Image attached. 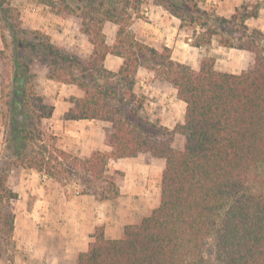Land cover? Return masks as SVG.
Here are the masks:
<instances>
[{
  "label": "trees",
  "instance_id": "trees-1",
  "mask_svg": "<svg viewBox=\"0 0 264 264\" xmlns=\"http://www.w3.org/2000/svg\"><path fill=\"white\" fill-rule=\"evenodd\" d=\"M148 1L176 18L180 30L191 28L193 47H208L216 40L223 48L247 52V68L238 74L216 71L209 57L196 71L174 60L171 49L157 50L137 40L127 24ZM38 2L58 16L79 18L80 32L92 49L84 59L47 34L24 29L10 0H0L1 29L8 37L6 42L1 36L0 55L10 51L0 146V224L6 226L7 238L13 232L12 203L18 198L7 186L14 168L59 182V174L78 167L100 180L109 160L147 153L164 160L159 205L137 224L124 226L120 239H107L102 228H95L77 264H264V189L251 184L254 175L261 179L259 186L264 185V33L244 24L255 15L238 17L236 11L227 19L207 0ZM107 22L118 27L112 45L102 32ZM108 55L123 60L117 72L104 67ZM36 62L46 68L47 79L74 85L84 94L68 99L71 106L64 120L110 124V152L79 158L57 148L55 137L40 128L54 107L35 92L31 67ZM140 68L176 91L185 105L183 123L173 129L148 125L129 107ZM175 135L183 137V149L173 148ZM115 174L123 178L121 172ZM85 183L82 194L99 200L119 194L112 182V195L97 194L87 178Z\"/></svg>",
  "mask_w": 264,
  "mask_h": 264
},
{
  "label": "crops",
  "instance_id": "crops-1",
  "mask_svg": "<svg viewBox=\"0 0 264 264\" xmlns=\"http://www.w3.org/2000/svg\"><path fill=\"white\" fill-rule=\"evenodd\" d=\"M252 7H256V13L252 14L255 16L247 18L245 25L249 30L256 29L264 33V0H220L216 12L227 18L236 9ZM157 8L163 12L162 17L158 15L157 21L147 24L152 29L151 33L155 34L150 38L154 42L151 47L157 50L163 47L171 49V39L178 32L179 21L161 7ZM39 22L38 26L29 23V28L41 30L52 37L53 43L70 50V44L65 42L70 40V36H66L67 40L56 36V30L61 28L64 34H69L67 20L48 15L40 17ZM79 27L78 23L76 30L80 39L91 46ZM116 31L117 26L112 23L103 25L102 32L108 45L113 44ZM239 52L248 54L245 51ZM122 62L121 58L108 55L104 67L108 71L117 72ZM32 67L39 69L36 91L54 107L51 117L41 120L39 125L46 134L55 137L56 147L82 159L89 158L94 151L110 152L105 130L111 133L109 123L63 119L64 113L71 106L68 99L82 98L83 92L74 85L59 84L47 79L46 68L38 63ZM3 68L4 63L0 60V73ZM152 74L140 68L136 79L145 81ZM2 111L0 102V146L4 133ZM145 154L108 161L107 166L111 164L110 168L121 170L123 174L122 185L118 186L119 194L110 201L99 200L93 195L76 194L74 188L71 189L48 176L43 177V174L34 170L14 168L7 180V186L18 196L12 203V242H15V246L23 254L14 257L10 264H77L78 254L86 251L92 241L91 234L98 226L102 228L105 238L120 239L124 226L137 224L159 205L160 175L164 160ZM140 162L142 164L139 165ZM122 165H130L132 168L123 169Z\"/></svg>",
  "mask_w": 264,
  "mask_h": 264
},
{
  "label": "rangeland",
  "instance_id": "rangeland-1",
  "mask_svg": "<svg viewBox=\"0 0 264 264\" xmlns=\"http://www.w3.org/2000/svg\"><path fill=\"white\" fill-rule=\"evenodd\" d=\"M10 2L11 5L18 11L21 26L27 30H39V29L29 28L28 24L32 23L35 26L40 25L39 20L40 17L42 16L49 15L50 17H58L60 19L67 20L69 22V27H67V29H69V34L68 33L64 34L63 28H61L56 30L58 34V35L56 34V36H58L59 39H64V40H67L66 36H70V40L65 41L66 44L67 45L70 44L69 45L70 51L75 52L82 58L83 57L87 58V56L90 54L92 49L91 46H89L88 44H86V42L80 39V36L78 35V32L76 30L78 23L80 26L79 30H81V20L76 16L74 15L58 16L53 12H51V9L48 6L38 2V0H10ZM219 2L220 0H207L208 6H212L215 9V12L216 9L218 8ZM157 7L158 6H154L151 1L146 2L141 8V11L138 13V17L136 18L135 15H133L131 20L127 24V30H129L137 40L149 46H152V44H154L153 40H151L150 38L155 34L154 32L151 33L152 29L147 24H153V20L154 21L158 20L157 18L158 15L161 17L163 15L161 9ZM145 9L147 10L146 16L144 15ZM236 11L238 17H240V15H252L256 13V7H252L251 9H246V8L236 9ZM232 15L233 14H231L230 17ZM230 17H227V19H229ZM53 23L55 24L56 22ZM1 27L2 24L0 23V43L2 44V49L0 51L4 49L3 42L1 40L2 35L6 40V42H8L7 33L4 30H2ZM172 37H173L171 39L172 58L182 64L189 66L193 70L197 71L201 65L202 60L209 57H212L215 61L214 69L220 72L238 74L241 71L245 70L248 66L249 54H244L243 52H239V50H235V49L223 48L217 44L216 40H214L211 43V45L208 47H202V48L193 47L192 43L194 42V38L192 37L191 28H184L181 30L178 29V32ZM49 39L51 40L52 37L50 36ZM260 46L264 52V39L260 42ZM88 50H90L89 53ZM9 53L10 51L8 49H5L3 55L2 56L0 55V60H2L4 63V68L0 73V102L3 107L2 113L6 109L4 102L7 99L6 95L9 92V81H10ZM246 55H248L247 56L248 58L246 57ZM34 64H37V62ZM31 71L35 75L34 85L36 87V79L38 78L37 71H39V69L31 67ZM34 89L36 94L39 95L38 92L36 91V88ZM133 89L135 93V100H133V103L129 104V107L137 110V117L141 118L142 121H144L148 125L150 124L156 127H164L168 129H173L177 124L183 123L184 109H185L184 103L180 102L176 98V91L171 86L167 85L161 79L154 78V74H152V77L150 76L149 79L145 81L142 80L140 81L139 79H136V83ZM2 121H3V117H2ZM105 130L107 137V135H109V132L107 129ZM153 130L155 131V129ZM153 130L150 132L154 133ZM172 146L173 148L176 149H183L184 146L183 137L180 135H175ZM145 155L148 154L146 153ZM138 164L140 165L142 163L140 162ZM122 166L123 169L132 168L130 165L128 166L122 165ZM110 167H112L111 164L110 166L106 165L105 173L100 180H95L92 176H87L78 167H74L67 174H59L57 177L58 179H60L59 183L70 186L71 189L74 188V190L77 191L78 194L82 193V191L86 188L87 185L85 183V179L87 178L91 182L89 184L90 187H92L93 191L97 192V194L100 195L102 192H105V195H109V194L112 195L110 192L112 187L111 185H109V183L112 182L116 185V187L118 186L120 187V185H122L123 179L119 178L118 175L115 174V171H119L122 173L121 170H113V168ZM156 169L160 171L159 167H156ZM160 179H161V175H160ZM260 182L261 179L259 178L256 179L254 175H252L251 184L257 189H264V185L259 186ZM114 198H110L107 200L110 201L113 200ZM96 228H101V227L98 226ZM6 231H7L6 226L4 224H0V264H10V262L14 259V257L21 256L23 254L21 249L15 246V242H12L13 235L11 234V237L7 238Z\"/></svg>",
  "mask_w": 264,
  "mask_h": 264
},
{
  "label": "built area",
  "instance_id": "built-area-1",
  "mask_svg": "<svg viewBox=\"0 0 264 264\" xmlns=\"http://www.w3.org/2000/svg\"><path fill=\"white\" fill-rule=\"evenodd\" d=\"M144 11H145L144 15L146 16L147 15V10L145 9ZM43 177H47V175L46 174H43ZM75 193L78 194L77 191H75Z\"/></svg>",
  "mask_w": 264,
  "mask_h": 264
}]
</instances>
